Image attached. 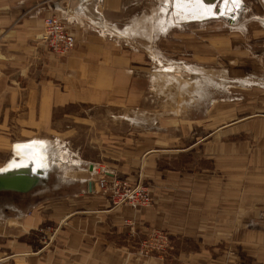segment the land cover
Wrapping results in <instances>:
<instances>
[{
	"label": "crops",
	"instance_id": "1",
	"mask_svg": "<svg viewBox=\"0 0 264 264\" xmlns=\"http://www.w3.org/2000/svg\"><path fill=\"white\" fill-rule=\"evenodd\" d=\"M241 3L230 17L191 18L222 17L242 31ZM50 14L61 16L74 35L75 47L65 55L51 53L40 38ZM104 14L97 0H0V168L20 144L51 140L48 131L63 130L55 140L69 141L79 159L49 171L44 184L28 192L0 191V264H264V64L227 77L194 73L198 101L185 104L199 105L198 136L178 141L167 133L160 142L150 126L156 96L143 90L134 65L139 57L99 33ZM255 18L264 25V15ZM80 104L86 117L76 110ZM112 112L135 114L129 118L137 130L150 127L136 144L149 145L137 175L108 171L109 177L148 180L147 205L113 206L95 183L96 161L106 162L101 153L85 157L75 150L81 129L87 146L104 147ZM166 141L172 145L161 148ZM187 151L197 169L158 164L157 152ZM152 230L165 232L169 245L142 254L138 246Z\"/></svg>",
	"mask_w": 264,
	"mask_h": 264
},
{
	"label": "rangeland",
	"instance_id": "2",
	"mask_svg": "<svg viewBox=\"0 0 264 264\" xmlns=\"http://www.w3.org/2000/svg\"><path fill=\"white\" fill-rule=\"evenodd\" d=\"M241 1L246 9L241 18L244 26L242 31L238 30V25L227 22L222 17L208 19L201 23L199 20L192 19L195 18L193 15L185 14L181 9L178 11L179 8L170 3L171 0H167V2L166 0H115V2L97 0L98 10L102 11V14L105 13L102 19L106 24L103 31L98 30L99 33L105 32L104 35L124 44L128 48V53L135 54L136 51L139 57L135 58L132 55L139 62L134 65L135 67L140 66L143 90L153 91L156 96L157 107L153 112L155 118L150 126L157 132L155 134L159 136V141L167 139V133L171 137L178 138V141H182L184 138L189 141L193 140V134L196 135L195 137L198 136L199 105L187 106L185 104L189 98L191 102L198 101L196 98L198 91H194L198 90L197 84L195 85L198 78L195 79L194 73L203 74L206 71L208 78L211 79L210 76L216 74L227 77V75L241 73L242 70H251L253 67L255 70L259 67L258 65H261L262 68L264 64V25L260 23V27L255 17L264 15V7L260 4V0ZM213 7L214 9L218 8L217 2ZM208 83L213 84V81ZM227 84L229 85V82ZM212 87L207 89L211 90ZM255 94L258 93L255 92ZM223 98H226V94L223 95ZM82 106L80 104L76 110L79 109V116L86 117ZM112 111L114 110L112 109ZM212 113L214 111L208 109L207 116L212 118ZM131 116L133 118L135 114L112 112L110 118H107V122L110 123V131L104 147L91 144L87 146L86 129L79 131L80 139L77 142L79 146L75 150L80 151L81 155L83 154L85 157L90 155L97 157V153H101L98 156L103 157L106 161H96L98 165L96 166L95 183L99 189H101L98 186L100 169H107V171H112L114 168L120 169L119 172L122 174H129L128 170H132V174L136 173L137 175L140 156L144 150L149 148V145L136 144L140 138L149 135L150 127L143 126V131L137 130L134 121L129 118ZM211 123L212 121H207V132H210L214 126H210ZM48 133L52 137L51 140H42L50 143V152L57 151L60 155L63 153L61 156L67 160H77L71 153L73 151H70L72 147L67 146L69 141L55 140L56 137L62 138L60 135L63 130H58L57 133L48 131ZM160 142L163 149L172 145H169L168 141L164 144ZM72 149L74 150V148ZM189 151L179 152L174 156L157 152L162 155L158 164L161 168L173 170L197 169L196 164L189 163L191 158ZM15 156L18 155L15 154ZM130 157L134 158V161L123 160V158ZM71 164H65L67 165L65 169H68V165ZM122 176L123 178L117 175L121 181L128 184L140 182L146 187L150 197L148 180L138 179L134 182V180L124 178L127 175Z\"/></svg>",
	"mask_w": 264,
	"mask_h": 264
},
{
	"label": "built area",
	"instance_id": "3",
	"mask_svg": "<svg viewBox=\"0 0 264 264\" xmlns=\"http://www.w3.org/2000/svg\"><path fill=\"white\" fill-rule=\"evenodd\" d=\"M41 40L49 48L51 53L65 55L75 47V38L69 30L66 21L59 15L50 14L42 19ZM101 174L98 186L105 190L113 206L128 205L137 208L150 203L147 189L140 182L128 184L117 176L111 175L107 169H100ZM169 245V239L165 232L152 230L140 242L138 249L142 254L161 252Z\"/></svg>",
	"mask_w": 264,
	"mask_h": 264
},
{
	"label": "bare ground",
	"instance_id": "4",
	"mask_svg": "<svg viewBox=\"0 0 264 264\" xmlns=\"http://www.w3.org/2000/svg\"><path fill=\"white\" fill-rule=\"evenodd\" d=\"M193 1L194 0H171L170 3H172L174 7L179 8L178 11H180L181 9L183 13L194 15L196 17L203 15L217 16L219 12L225 17H230L231 14L241 9V6L239 4L240 0H218L216 1L218 4V8L216 9H214L213 7L216 2L212 4L206 0H200L199 2L197 0L195 3ZM28 143L29 144H20L15 151V154L18 156H15V158L11 159L7 165L0 168V171L9 168L12 169L15 167H31V169L33 170L41 169V174H39L38 176L39 178H43L42 180H44V178L48 176L49 171H52L54 169L62 170L63 166L67 163L78 164L79 162V159H65L64 156H61L63 153L60 155L57 151L50 152L49 149L51 145L47 141H32ZM50 153L52 154L50 155ZM40 184H44L43 181H41Z\"/></svg>",
	"mask_w": 264,
	"mask_h": 264
},
{
	"label": "water",
	"instance_id": "5",
	"mask_svg": "<svg viewBox=\"0 0 264 264\" xmlns=\"http://www.w3.org/2000/svg\"><path fill=\"white\" fill-rule=\"evenodd\" d=\"M205 1V0H204ZM215 3L217 0H206ZM41 169L31 167H15L0 171V191L28 192L38 186L43 178H39ZM91 185V183H90Z\"/></svg>",
	"mask_w": 264,
	"mask_h": 264
}]
</instances>
